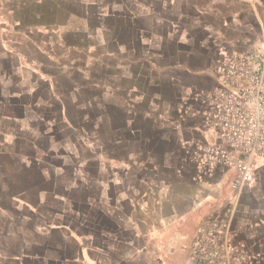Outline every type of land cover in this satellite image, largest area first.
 <instances>
[{"label": "crops", "instance_id": "obj_1", "mask_svg": "<svg viewBox=\"0 0 264 264\" xmlns=\"http://www.w3.org/2000/svg\"><path fill=\"white\" fill-rule=\"evenodd\" d=\"M239 40L264 0H0V264H189L220 219L264 264V175L196 152Z\"/></svg>", "mask_w": 264, "mask_h": 264}, {"label": "rangeland", "instance_id": "obj_2", "mask_svg": "<svg viewBox=\"0 0 264 264\" xmlns=\"http://www.w3.org/2000/svg\"><path fill=\"white\" fill-rule=\"evenodd\" d=\"M236 45L241 49L220 66L219 82L210 91L211 108L201 123L213 135L206 136L196 151L203 166L211 170L210 176L230 178L227 187L230 183L233 192L241 191L243 179L245 182L260 172L264 175V43L255 45L261 49H247L241 40ZM227 191L221 190L220 195ZM228 195L222 197L218 208L229 218L240 201L234 200L230 192ZM215 223L220 226L215 228L217 232L208 228L201 240L217 243L209 249L216 256L211 261L209 255L210 260L198 264H254L246 253L244 238L226 227L225 220Z\"/></svg>", "mask_w": 264, "mask_h": 264}, {"label": "built area", "instance_id": "obj_3", "mask_svg": "<svg viewBox=\"0 0 264 264\" xmlns=\"http://www.w3.org/2000/svg\"><path fill=\"white\" fill-rule=\"evenodd\" d=\"M247 179H245L246 182ZM248 181V180H247ZM216 227H212L210 229V231L213 232H217L215 230ZM217 243L215 241H205V240H199L198 243L195 244L194 248H193V258H192V262L198 264L199 262H205V260H210V256L211 255V261L215 258L216 255H212L213 252H211L212 250L209 249H213L212 245ZM206 253V255H205Z\"/></svg>", "mask_w": 264, "mask_h": 264}]
</instances>
